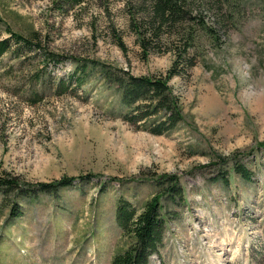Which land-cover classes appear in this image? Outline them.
Here are the masks:
<instances>
[{
    "label": "rangeland",
    "instance_id": "obj_1",
    "mask_svg": "<svg viewBox=\"0 0 264 264\" xmlns=\"http://www.w3.org/2000/svg\"><path fill=\"white\" fill-rule=\"evenodd\" d=\"M186 1L189 20L144 52L134 29L149 0L63 11L64 0H0V40L9 28L31 44L10 41L0 60V177L76 178L54 193H0V264H110L128 246L119 200L139 214L159 196L164 238L150 264H264V0ZM184 44L195 66L167 84L179 123L162 135L128 125L101 70L158 79Z\"/></svg>",
    "mask_w": 264,
    "mask_h": 264
},
{
    "label": "trees",
    "instance_id": "obj_2",
    "mask_svg": "<svg viewBox=\"0 0 264 264\" xmlns=\"http://www.w3.org/2000/svg\"><path fill=\"white\" fill-rule=\"evenodd\" d=\"M81 3L82 0H64L63 3L57 2L55 5L63 11V4L72 7ZM149 7L150 18L145 22L136 23L134 29L144 52L150 49L148 41L157 38L163 26L168 24L169 27H173L189 20L186 10L189 8V3L186 0H149ZM4 32L10 37L0 40V60L10 51L12 40L15 43L31 45L28 39L9 28H5ZM118 46L123 48L119 40ZM189 48L190 45L184 44V48L174 51V62L166 75L158 79L133 77L123 71L101 70L104 78L113 82L120 92L121 101L127 109L122 116L124 122L153 135L169 132L179 123L180 113L177 100L167 84L175 77L189 76V71L195 66L194 57L188 53ZM13 54H16V49ZM234 171L243 180H250V173L242 165L236 164ZM75 180V177H70L55 183H38L32 187H26L12 177H0V193L7 196L17 190L16 193L20 197L38 193H54L72 186ZM157 182L160 184L159 180ZM167 192L171 197L181 196L176 183L171 182ZM160 197L148 201L139 214L136 213L131 203L123 199L119 200L117 222L124 236L128 238V246L122 252L117 253L110 264H150L151 256L159 253L163 244L166 222V216L162 214L159 202ZM14 216H18V213Z\"/></svg>",
    "mask_w": 264,
    "mask_h": 264
}]
</instances>
